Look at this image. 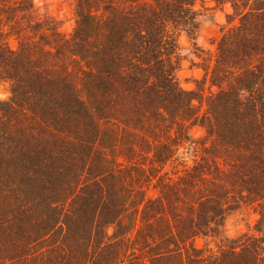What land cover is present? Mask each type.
<instances>
[{
  "label": "trees",
  "instance_id": "1",
  "mask_svg": "<svg viewBox=\"0 0 264 264\" xmlns=\"http://www.w3.org/2000/svg\"><path fill=\"white\" fill-rule=\"evenodd\" d=\"M69 1L0 0V264H264V0H213L211 50L203 0Z\"/></svg>",
  "mask_w": 264,
  "mask_h": 264
},
{
  "label": "rangeland",
  "instance_id": "2",
  "mask_svg": "<svg viewBox=\"0 0 264 264\" xmlns=\"http://www.w3.org/2000/svg\"><path fill=\"white\" fill-rule=\"evenodd\" d=\"M202 6L207 7V12L203 16L197 32L196 41L205 50H211L212 38L219 34L221 27L226 22V14L230 10L228 5H216L213 0H203ZM32 12L36 17L51 19L57 28L62 32H68L73 24V7L69 0H32ZM179 42L183 47L181 53L184 58L180 69L177 72L179 84L186 89L194 87V78L200 77L202 70L198 66L204 53L193 51L190 39L185 34L180 36ZM7 95L5 85L0 83V98ZM191 135L197 138L201 135V129L194 127L190 130ZM194 151L189 150L187 157L192 156ZM257 214L251 210H241L226 217L223 234L225 237H234L249 229ZM195 243L199 246L203 244L202 239H197Z\"/></svg>",
  "mask_w": 264,
  "mask_h": 264
}]
</instances>
